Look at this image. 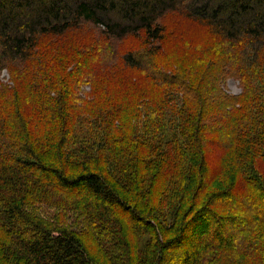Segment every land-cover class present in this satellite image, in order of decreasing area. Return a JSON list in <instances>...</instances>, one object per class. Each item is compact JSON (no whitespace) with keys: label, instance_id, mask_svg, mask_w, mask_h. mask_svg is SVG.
<instances>
[{"label":"trees","instance_id":"16d2710c","mask_svg":"<svg viewBox=\"0 0 264 264\" xmlns=\"http://www.w3.org/2000/svg\"><path fill=\"white\" fill-rule=\"evenodd\" d=\"M179 8L188 18L211 27L215 35L228 41L230 46L225 52L247 68V75L260 72L264 0H0V67L31 60L40 37H60L88 23L103 35L104 51L141 76L146 65L154 64L166 40L158 20ZM129 37L140 39L144 50L118 58L114 43ZM169 74L143 77L162 88H185L177 75ZM118 75L107 73L103 79ZM185 89V96L192 93V88ZM218 92L223 91L197 94L193 90L189 99L183 97L180 113L167 125L148 114L149 119L141 122L146 132L141 139L144 149L138 153L126 150L119 162L112 159L108 164L92 159V155L96 152L100 161L105 153L114 157L115 141L135 138L113 134L111 125L121 123L117 117L106 115L108 123H103L99 115L96 119L90 114L77 115L74 109H68L66 91L57 92L49 104L44 101L47 95L32 99L26 120L40 128L50 127V131H42L39 136L24 130L15 136L0 133V264H264V242L254 239L260 231V217L257 221L248 219L247 214L240 215L249 205L254 208L264 202V196H260L264 191L260 184V118L256 114L248 116L240 98L236 100L226 93L217 97ZM251 99L260 103L258 96ZM93 106L99 110L117 107L119 99L97 98ZM222 110L228 115L222 116ZM159 118L164 121L165 117L159 113ZM22 120L21 125L25 122ZM86 122L90 127H85L80 139L75 132ZM170 124L175 128L166 133ZM105 126L109 131L102 128ZM98 130V136L107 130L101 149L90 142L96 144L93 135ZM174 135L182 138L181 148L167 143ZM70 139L81 143L80 148H72ZM148 139L153 142L146 147ZM215 145L225 156L248 158L249 166L228 170L220 180L225 162L214 171L210 154ZM174 153L184 157L185 167L195 180L184 179L181 183L182 198L173 205L170 229L164 231L162 223L151 214H143L149 207L154 214V207L161 208L174 197L183 165L179 161L168 166L152 163L155 155L164 161V156ZM68 193L91 200L94 214L104 222L109 213L128 223L132 234L141 227L146 229L155 237L154 247L144 255L133 241L123 245L118 254L103 234L98 236L79 226L78 218L72 225L68 220L49 221L32 214L30 208L36 201L54 204L60 195ZM261 218L264 224V215ZM240 227L246 230L234 242Z\"/></svg>","mask_w":264,"mask_h":264},{"label":"rangeland","instance_id":"374dc122","mask_svg":"<svg viewBox=\"0 0 264 264\" xmlns=\"http://www.w3.org/2000/svg\"><path fill=\"white\" fill-rule=\"evenodd\" d=\"M158 23L165 30L166 40L154 64L150 62L146 65L140 73L141 76L137 72L129 71L119 59L113 58L110 53L104 51L105 39L99 29L92 24H84L79 29L71 30L60 37H40L39 46L31 60L7 63L0 67V133L15 136L20 130H24L39 136L42 131L43 133L50 131V127L40 128L38 125L29 124L26 119L29 118L31 110L27 106L32 99H38L42 95H47L44 101L49 104L51 100H55L57 92L66 91L68 109H74L77 115L81 116L90 114L95 119L99 115L103 117V123H108L106 115H113L121 122L115 123V127L111 125L113 134L116 133V137H135H130V141H115L113 146L115 156L111 157L109 153H105V163L104 160H99L102 158L99 155L96 156V152L92 155V159L103 164L110 163L112 159L119 162L120 157L125 156L126 150L138 153L140 149H144L141 146V139L146 132L141 122L148 118V114L152 115V120L167 125L170 120L176 119V114L180 113L183 97L188 96L189 99V96L193 95V90L197 94H202L210 90L222 89L223 92L216 93L217 97H222L226 93L236 100L240 98L241 102L247 106L248 116L256 114L260 118V152L263 154L260 158V184L264 188V51L261 54L260 67H258L260 72L249 74V76L247 68H242L240 64L235 63L225 52L230 43L215 35L211 27L188 18L182 8L167 12L158 20ZM113 48L118 58L130 51L136 54L144 50L141 40L134 37L114 43ZM164 72L177 75L185 88H192V93L185 96L186 89L181 86L162 88L159 85H151L155 82L143 77L147 74L158 75ZM107 73L119 75L113 79L104 80L103 77ZM46 85L50 87L46 88ZM114 96L119 99L117 107L109 106L99 110L93 106L94 99L102 100L106 97L113 99ZM254 96L259 97L260 103L251 99ZM216 108L217 105L214 106V109ZM159 113L165 117L164 121L159 118ZM220 114L228 115L227 111L223 112V110ZM21 119L25 120L22 125L19 124ZM93 120L91 119L90 122L94 123ZM89 123L86 122L83 128H78L79 131L75 133L79 135L76 137L80 138V134L87 130L85 127H90ZM116 125H119V128H116ZM102 128L109 131L108 126ZM169 128H175V125L166 126V133ZM100 130L95 131L93 135L96 144L90 141L92 145H95V149H101L102 144L106 143L107 130L98 136ZM165 136L168 139V135ZM43 138L46 139L45 136ZM151 141L147 140L146 147H149ZM171 142L180 148L184 144L182 138L179 136L178 139L176 135L172 140H167V143ZM167 143L163 141V144ZM69 144L75 149L81 146V143H72L71 139ZM217 147L215 145L214 149L211 146L213 152L210 154V160L214 171L222 161L225 162V169L221 173L220 180L224 178L223 175L225 176L228 170L233 171L242 165L249 166L248 158L240 155L239 158L232 155L225 156L220 149L216 150ZM176 161H179L184 168L180 170L176 178L177 187L174 197L165 201L161 208L160 205L154 207V214H152V207L146 209L143 214L149 217L151 214L160 224L162 223L164 231L170 229L175 212L172 210L173 205L179 203L182 198L181 183L184 179L190 181L195 179L189 167H185V159L180 156V153L164 156V161L162 157L156 155L152 158L153 164L162 162L165 166L174 164ZM227 184L224 183V185ZM263 193L260 192V196H264ZM58 198V202L54 204H50L49 201L38 204L36 201L30 208L32 214L49 221L68 220L72 225L78 218L81 222L79 226L86 227L90 233H97L98 236L103 234L102 238L108 240L112 251L118 254L121 253L120 249L123 245L126 247L133 241L136 243L137 251L144 255L147 249L155 245L156 240L151 233L141 227L132 234L128 223H124L119 215L116 217L108 213L107 222L98 219L93 212L91 200L84 196L68 193ZM263 208L264 202L260 201V206L256 205L253 208L249 205L247 210L240 212V215L247 214L248 219L256 218L257 220L260 217V221L257 220L260 231L254 237L260 244L264 242V224L261 223V217L264 215ZM245 230L240 227V233H236L232 241L239 240Z\"/></svg>","mask_w":264,"mask_h":264}]
</instances>
